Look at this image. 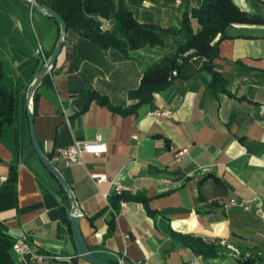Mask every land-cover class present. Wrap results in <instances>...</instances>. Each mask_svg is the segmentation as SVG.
Wrapping results in <instances>:
<instances>
[{
    "label": "crops",
    "instance_id": "crops-1",
    "mask_svg": "<svg viewBox=\"0 0 264 264\" xmlns=\"http://www.w3.org/2000/svg\"><path fill=\"white\" fill-rule=\"evenodd\" d=\"M47 8L49 0H35ZM202 0H114L142 24L160 29L178 27ZM263 22L232 23L228 37L218 41L213 68L225 90L210 87V74L191 59L185 78L154 94L151 104L121 113L109 106L133 103L128 92L142 72L171 50L177 38L162 47H144L126 54L101 48L77 29L67 27L55 64L26 100L27 88L39 69L38 44L48 58L60 32L59 24L24 0H0V64L20 88V110L14 125L0 134V229L13 240L26 236L50 256L40 264H91L75 249L70 226L63 220L71 208L69 194L38 158L31 143L27 110L42 152L99 134L107 144L101 155L85 154L83 164L57 168L70 185L80 214L79 227L88 248L104 259L123 255L148 264H191L197 253L181 236L211 243L216 256L199 264H240L242 254L255 253L264 264V0H232ZM110 29L114 18H102ZM217 35L215 40H218ZM48 56V57H47ZM44 64V63H43ZM97 98L88 101V93ZM87 102L84 110L80 111ZM109 103V104H108ZM170 108V118L156 119L152 110ZM187 148L180 162L173 152ZM90 172L104 173L137 186V199L115 211L104 193L110 182L95 184ZM230 199L246 202L225 207ZM114 215V228L108 234ZM236 233L242 238L232 235ZM127 236V237H125Z\"/></svg>",
    "mask_w": 264,
    "mask_h": 264
},
{
    "label": "trees",
    "instance_id": "trees-1",
    "mask_svg": "<svg viewBox=\"0 0 264 264\" xmlns=\"http://www.w3.org/2000/svg\"><path fill=\"white\" fill-rule=\"evenodd\" d=\"M49 8L54 9L66 22L67 27L77 29L84 37L101 48H117L126 54L129 50L144 47H162L167 37H175L171 50L165 53L157 62L147 66L142 72L138 86L129 90L128 97L132 104L109 106L121 113L134 111L138 106L151 104L154 94L169 89L175 80L185 78L184 68L191 59L201 61V69L210 74L208 85H219L225 90V84L220 73L213 68V60L217 57L218 41L228 37L227 29L232 23L263 22L259 15L249 14L237 7L232 0H202L197 8L191 10V18L198 24L194 30L190 18L185 14L178 27L160 29L153 25L136 21L132 13L122 4L115 9L114 0H49ZM114 18L110 29L101 28L102 18ZM218 40H215L216 36ZM187 50L193 52L187 56L182 54ZM48 57V56H47ZM39 62V68L43 62ZM176 75H172V71ZM47 80L45 76L43 81ZM35 99V94L33 95ZM97 98L107 102L105 96L97 92L88 93V101ZM87 106L85 103L82 110ZM20 110V88L13 76L4 72L0 64V134L5 125H14L18 121ZM120 199L125 201L137 199L135 195L109 196V204L115 211ZM63 220L70 226V220L64 214ZM114 228V215L109 221L108 234ZM186 245L197 254L214 257V246L201 238L190 235L181 236ZM14 240L0 229V264H19L14 258L11 247ZM255 253L242 254L238 257L240 264H260L254 257ZM254 258L255 260H253ZM117 264L115 259H106Z\"/></svg>",
    "mask_w": 264,
    "mask_h": 264
},
{
    "label": "built area",
    "instance_id": "built-area-1",
    "mask_svg": "<svg viewBox=\"0 0 264 264\" xmlns=\"http://www.w3.org/2000/svg\"><path fill=\"white\" fill-rule=\"evenodd\" d=\"M176 6H180L182 4V0H173ZM34 55L40 62H45L47 60L43 49L40 44H38L37 48L34 51ZM172 75H176V71H172ZM151 114L156 118H170L172 116V110L170 108H157L152 110ZM107 151V144L102 139L101 135L97 134L92 140H79L75 139L72 144L67 146H56L50 156L48 157L50 161L56 166V164L60 163L64 166H70L73 164H83V157L85 154L92 155H101ZM188 149L181 148L177 149L173 152V159L176 162L182 161V159L187 155ZM57 167V166H56ZM90 178L95 184H99L101 182H110L113 194L115 195H124V194H135L138 190L137 186L123 184L119 180L115 178H108L104 173L90 172ZM0 180L5 181V177H0ZM103 197L105 198L107 204L110 209L112 208L109 204V196L108 193H104ZM119 206H125L126 201L120 199L118 201ZM239 204L243 206L245 209L248 208L246 202L238 201L237 199H230L227 203L223 202L225 207ZM127 237V236H125ZM264 238V235H262ZM12 254L16 261L19 264H40L45 259L50 258V256L38 250L33 244H31L26 236H21L18 239H15L12 243L11 247ZM202 254H197L193 260H191V264H199L202 260ZM117 264H148L143 260H129L123 255H118L115 257Z\"/></svg>",
    "mask_w": 264,
    "mask_h": 264
},
{
    "label": "water",
    "instance_id": "water-1",
    "mask_svg": "<svg viewBox=\"0 0 264 264\" xmlns=\"http://www.w3.org/2000/svg\"><path fill=\"white\" fill-rule=\"evenodd\" d=\"M32 9L45 13L54 19L60 26V32L57 39V42L51 51L50 56L44 62L43 66L38 69L34 78L30 82L27 92H26V100L27 102L30 101L32 98L33 93L39 88L40 84L43 82L46 74L49 72L50 68L55 64V61L61 51L63 46V42L66 38L67 32V24L62 19V17L52 8H43L40 7L35 0H24ZM27 122L29 128V134L31 138V143L34 151L36 152L40 161L44 164V166L49 170V172L55 176L59 184L65 189V191L69 194L71 200V208L68 210L69 220H70V231L71 237L74 242V246L76 249L77 254L83 258L84 260L88 261L91 264H114L111 261H108L104 258H101L95 255L87 246L86 241L80 231L79 227V219L80 214L78 211V206L76 200L74 198L72 189L70 185L67 183L59 169L50 161V159L42 152L39 142L37 140L35 130H34V123H33V114L31 111L27 110ZM233 236L242 238L240 235L236 233H232Z\"/></svg>",
    "mask_w": 264,
    "mask_h": 264
},
{
    "label": "rangeland",
    "instance_id": "rangeland-1",
    "mask_svg": "<svg viewBox=\"0 0 264 264\" xmlns=\"http://www.w3.org/2000/svg\"><path fill=\"white\" fill-rule=\"evenodd\" d=\"M193 52V50H187V51H185L183 54H182V56L184 57V56H187V55H189V54H191ZM253 260H255L254 258H252Z\"/></svg>",
    "mask_w": 264,
    "mask_h": 264
}]
</instances>
